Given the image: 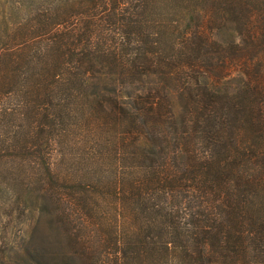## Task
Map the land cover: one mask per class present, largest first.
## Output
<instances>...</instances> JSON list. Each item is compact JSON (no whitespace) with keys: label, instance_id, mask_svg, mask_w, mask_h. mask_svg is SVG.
Returning a JSON list of instances; mask_svg holds the SVG:
<instances>
[{"label":"trees","instance_id":"1","mask_svg":"<svg viewBox=\"0 0 264 264\" xmlns=\"http://www.w3.org/2000/svg\"><path fill=\"white\" fill-rule=\"evenodd\" d=\"M30 16L0 36V174L38 217L26 263L264 264V0ZM63 145L77 158L54 162Z\"/></svg>","mask_w":264,"mask_h":264},{"label":"rangeland","instance_id":"2","mask_svg":"<svg viewBox=\"0 0 264 264\" xmlns=\"http://www.w3.org/2000/svg\"><path fill=\"white\" fill-rule=\"evenodd\" d=\"M51 2L56 3L60 2V0H0V36L3 35L2 16L7 18L8 21L12 23V27H20V25L23 23L25 24L27 19H30L28 22L29 29L30 24H33L34 22L33 18L30 16L32 9L35 10L41 5L50 4ZM223 72V74H227L228 72L229 75H226L225 78L222 77L223 74L220 75V78L223 79L220 80V82L228 78L241 75L240 68ZM62 148L65 151L59 149L57 154L56 152L54 153V162H59L61 158H74L79 151V149L71 151L72 149L68 148V146L65 148L64 145ZM3 168L7 169L9 167L4 166ZM19 180H21L20 176L14 178L13 175L8 173L0 174V264H27L25 249L29 239L28 232H31L30 225L35 224L38 218L36 217L37 215L34 206L29 207L23 202L21 205H16L15 203L12 204V202L15 200V197H12L11 190L9 191L6 188L11 186L12 188L9 189H14L16 195L23 197L24 194L21 193V191H19L17 188L18 185L21 184L17 183ZM35 196V194L31 195V200H33ZM36 230L37 243L40 245L42 244V242H39L41 241L40 235H42L43 232L40 226H38ZM44 235H46V232ZM44 235L43 241H46ZM49 240L51 241L49 245L52 246L51 248H54L56 246L54 239L50 236Z\"/></svg>","mask_w":264,"mask_h":264}]
</instances>
